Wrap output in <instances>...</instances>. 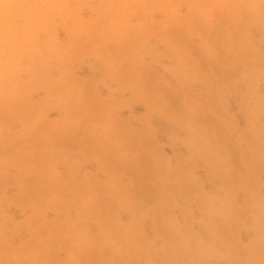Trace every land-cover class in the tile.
Segmentation results:
<instances>
[{"label":"rangeland","instance_id":"obj_1","mask_svg":"<svg viewBox=\"0 0 264 264\" xmlns=\"http://www.w3.org/2000/svg\"><path fill=\"white\" fill-rule=\"evenodd\" d=\"M106 262L264 264V0H0V264Z\"/></svg>","mask_w":264,"mask_h":264},{"label":"bare ground","instance_id":"obj_2","mask_svg":"<svg viewBox=\"0 0 264 264\" xmlns=\"http://www.w3.org/2000/svg\"><path fill=\"white\" fill-rule=\"evenodd\" d=\"M181 100V99H180ZM176 109V108H175ZM258 148V147H257ZM260 149V147L258 148V150ZM261 150V149H260ZM254 153V152H253ZM252 153V154H253ZM252 156V155H251ZM259 156V155H258ZM248 158V157H247ZM251 162V161H250ZM256 167V166H255ZM255 170V169H254ZM144 172V171H143ZM134 176V175H133ZM152 177V176H151ZM143 178H144V176H143ZM230 187V186H229ZM148 188V187H147ZM250 188V187H249ZM233 190V189H232ZM141 191V190H140ZM149 191V190H148ZM150 193V192H149ZM141 196V195H140ZM107 200V199H106ZM144 202V201H143ZM252 202V201H251ZM111 210H113V209H111ZM166 218H167V216H166ZM158 219V218H157ZM168 219V218H167ZM157 221V220H156ZM168 221H169V219H168ZM172 221V220H171ZM170 223H172V222H170ZM166 224H168V223H166ZM105 226V225H104ZM157 226V225H156ZM168 226V225H167ZM113 231V230H112ZM68 233V232H67ZM151 249V248H150ZM105 250V249H104ZM143 256V255H142ZM104 257V256H103ZM107 256H105V258H106ZM249 258V257H248ZM243 259V258H242ZM247 259V258H246ZM107 260V259H106ZM118 261V260H117ZM135 261V260H134ZM246 261V260H245ZM118 263V262H117ZM129 263V262H128ZM105 264H107V262L105 263Z\"/></svg>","mask_w":264,"mask_h":264}]
</instances>
